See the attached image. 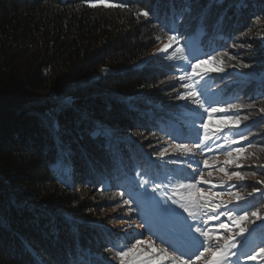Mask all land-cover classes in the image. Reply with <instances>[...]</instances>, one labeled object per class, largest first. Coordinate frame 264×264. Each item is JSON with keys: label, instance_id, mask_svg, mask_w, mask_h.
I'll list each match as a JSON object with an SVG mask.
<instances>
[{"label": "trees", "instance_id": "trees-1", "mask_svg": "<svg viewBox=\"0 0 264 264\" xmlns=\"http://www.w3.org/2000/svg\"><path fill=\"white\" fill-rule=\"evenodd\" d=\"M262 33L264 0H0V264H120L115 250L136 225L158 241L175 231V219L155 215L152 203L187 216L162 192L173 195L172 185L193 178L202 158L229 150L210 140L203 142L210 151L194 157L157 158L162 143H202L196 137L211 114L178 98L188 91L205 108L241 118L233 141L247 160L236 169L257 175L232 190L264 187L256 183L264 179L256 167L264 164ZM169 35L176 42L157 51ZM177 47L186 59H168ZM138 173L152 198L139 205L129 195L145 192ZM154 184L164 188L152 192ZM239 208L264 213V198ZM261 238L257 221L255 243L242 249L255 258L240 264H264Z\"/></svg>", "mask_w": 264, "mask_h": 264}, {"label": "snow or ice", "instance_id": "snow-or-ice-1", "mask_svg": "<svg viewBox=\"0 0 264 264\" xmlns=\"http://www.w3.org/2000/svg\"><path fill=\"white\" fill-rule=\"evenodd\" d=\"M140 15L145 17L149 16V12L143 9L140 10ZM169 44L164 45L162 49H158L157 51H165L171 47L173 42H176V38L172 35L168 37ZM261 38H264V33L261 34ZM159 39V37H157ZM243 47V45H242ZM184 49L181 47H177L176 51L172 53L168 59L172 60H183L186 59L182 53ZM230 59L236 60L237 57L230 56ZM223 61H220L222 63ZM199 63V62H198ZM243 68H250L249 64H241ZM193 73L199 75L196 72V64L192 65ZM216 71H223L222 67H217ZM189 75H185L180 77V79H190ZM171 79V78H169ZM163 83V82H162ZM184 88L191 89L192 85L184 84L181 85ZM179 99L191 100L193 104H196L199 108H204L205 111H210L211 113L220 111V109L205 108V102L200 99L199 94L195 91H188L184 94L178 96ZM246 107L242 104H229V109L239 110L241 108ZM253 107V106H247ZM260 113H264V107L259 109ZM243 121H248L250 119L249 116H244ZM241 118L236 117L234 120V124L231 127L238 128L241 123ZM202 129H204V134L202 137H196L197 139H201L202 143H197L189 147L186 144H176L175 141H171L169 144V148H171L172 152L178 154L183 157H194L195 153L198 150H206L210 151V149L206 148V145L203 142H207L212 140L213 136L216 135V132H213L212 135H209L208 125L207 123H202L200 125ZM217 131H220L219 129ZM252 135V133H249ZM239 140L246 141L248 137L239 134ZM238 141H233V143H237ZM225 143H228V140H225ZM248 147H254L249 144ZM169 148H165L160 152L156 153L158 159L164 160L166 155L168 154ZM261 152H264V147L260 148ZM226 155L231 156V152L226 153ZM252 156L255 159H259V156L256 153H252ZM175 162V161H173ZM203 165L208 168L215 165H209L207 159L202 161ZM230 163L229 160L223 161V164ZM188 167H193L192 164H189ZM245 167L241 164H236L237 169H241ZM258 169L264 170V164H256ZM196 169H194L195 171ZM221 171L224 172L225 176H227V180H220L219 185L227 186L229 188L234 185L230 183L233 178L236 181H244L246 176L255 177L257 173L255 171L242 173L239 170L231 171L221 168ZM141 175V184L139 187L145 188V186L149 183L148 180L143 179V175ZM211 175V173H209ZM207 184L210 185L211 190L208 193L201 191L199 188V184ZM257 184L264 186V179L258 180ZM218 185L213 184L210 180L203 179L202 177L197 180L195 177H180L179 181L172 185L173 195H169L167 190L162 192L164 197H167L168 200H171L173 204H178L179 208L183 209L184 213H187V216H182V219L177 217L174 209H170L164 207L160 204L159 201H154L152 203V208L155 215H159L162 217H167L169 219H175V231H166L164 235H160L157 238L160 239L162 245H167L166 247L161 246L160 248L153 247L152 243L148 244V247L152 249L155 255H148L147 260L143 261V264H195L196 261L204 259V264H240L241 258L245 260L254 259L253 255H249L247 251H242L248 244H254V240H249V237L256 232L257 230V221L260 222L261 226H264V213L260 211V209H255L251 212L245 210L244 208H239L237 210V205L247 202V200L251 197L260 195L264 198V187H253L251 192L246 194H241L239 192L229 191L228 195L232 197L229 200L220 199L223 193H219L215 191V188ZM164 188L162 184H154L152 187V192H156L160 189ZM195 190V191H192ZM187 193V195H184ZM179 194V198L176 196ZM118 195L123 196L124 193H118ZM129 195L134 196L138 205L143 200L152 201V198L147 195V189L145 188L144 193L138 192H130ZM133 201L130 199H125L123 203L125 205H130ZM167 201H165L166 203ZM129 212L135 211L133 208L128 209ZM221 217H225L226 221L221 222ZM191 221V223H189ZM210 221L216 222L215 229H208V224ZM230 222V224L228 223ZM147 220H145L144 224H141L140 227H147ZM218 229H223V235H213L212 233ZM151 231V229H149ZM156 235L155 232L152 233ZM223 241V243H219V241ZM142 241L137 240L135 244L132 245V248H128L127 245H123L119 248V250H115V256L120 258V264H125L124 257L128 256L130 252L136 249V245L141 244ZM260 244H264V238L259 240ZM116 246H113V249H106V251H113ZM171 249V251L169 250ZM198 253V254H197ZM208 253L211 256V259H207L205 254ZM259 253L264 254V247L259 248Z\"/></svg>", "mask_w": 264, "mask_h": 264}, {"label": "rangeland", "instance_id": "rangeland-1", "mask_svg": "<svg viewBox=\"0 0 264 264\" xmlns=\"http://www.w3.org/2000/svg\"><path fill=\"white\" fill-rule=\"evenodd\" d=\"M196 80L201 81L202 80L201 75H197ZM210 89H211V86H210ZM201 91H204V89L201 88ZM218 94L219 93L215 91L210 95L209 98H211L212 101L218 100V98H220ZM233 124H234V119L231 116L224 114V113H219L218 111L211 113L207 121L209 135H212L213 132H216V135L213 136L212 141H214V144L216 146L217 145L219 146L228 145L229 150L226 153L231 152V156L226 155V153L221 154L219 153V150H215L214 152L212 151V153L208 157L202 158L201 162L204 159H207L209 162V165H214V162H216L215 165L212 167L206 168L202 163L203 165L202 169L199 170L194 176L197 180H199L202 177L203 179L210 180L213 184L218 185V187L215 188V191L219 193H223V195L220 197V199H223V200L232 199V197L228 195V192L229 191L235 192V191L232 190V187L229 188L227 186L219 185L220 180L228 179L227 176H225L224 172L221 171V168H224L228 170L229 172L236 171L237 170L236 164L239 163L242 165L247 160V153L244 150L237 148L233 143L234 134H235L233 127H231V125ZM218 129L220 131H217ZM226 139L228 140L227 144L225 143ZM169 144L170 142H167V143H162L160 146L158 145L157 146L159 147V150L161 151V149L163 150L165 148H169ZM167 155L179 156L178 154L173 153L171 148H169ZM172 158H175V157H172ZM226 159L229 160L230 163L223 164V161H225ZM209 173H211V175H209ZM233 182H237L235 178H233V180L230 183L233 184ZM199 188L201 191H204L205 193H208L211 190L210 185L203 184V183L199 184ZM192 191H195V190H192ZM184 195H187V193H184ZM182 210L183 209L179 208L178 206L177 212L181 213ZM221 221L222 222L226 221V218L221 217ZM214 222L215 221L209 222L207 226L208 229L211 230V229L216 228V223ZM228 223L230 224V222ZM121 228L123 227H120V229ZM138 228L139 227L136 225L134 230H129L126 232V237L129 238V240L125 245H127L128 248H132V245L135 244L137 240L142 241V243L139 245H136V249L130 252L128 256L124 257L125 264H143V261L147 260L148 255L154 256L155 253H153L152 249L148 247L149 243H152L153 247L155 248H160L161 246H164V247L167 246V245H162L160 241L154 239L151 236L146 237L145 234H142L141 232H139ZM159 230H163V228H160ZM166 231H169V230H164L163 232L165 233ZM212 234L217 235V236L223 235L224 230L218 229L214 231ZM219 243H223V241L221 240L219 241ZM169 250L171 251V249ZM205 256L207 257V259L209 260L211 259L210 254L206 253ZM204 259L205 258H201V260L196 261L195 264H204ZM119 263H120V260H119Z\"/></svg>", "mask_w": 264, "mask_h": 264}]
</instances>
